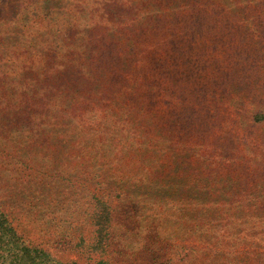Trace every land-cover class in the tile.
I'll return each mask as SVG.
<instances>
[{
	"label": "rangeland",
	"instance_id": "rangeland-1",
	"mask_svg": "<svg viewBox=\"0 0 264 264\" xmlns=\"http://www.w3.org/2000/svg\"><path fill=\"white\" fill-rule=\"evenodd\" d=\"M23 1L25 6L21 5ZM28 1L0 0V38L5 39H0V51L15 50L12 41H16L17 47L39 49L42 42L34 37L40 41L44 36L36 25L37 16H44L40 17V23L62 19L66 12L68 15L72 12L70 5L66 8L70 0H46V4ZM254 1L220 0V4H224L221 9L234 4L233 10L241 13V6ZM247 23L251 27L229 26V37L205 40L200 56L208 57L211 66L198 67L197 75L186 79L187 87L211 96L217 102L218 113L231 118L229 135L238 161L233 179L238 190L233 203L235 210L223 225L225 235L192 233L190 226L201 228L200 214L191 218L192 224L188 220L183 222L187 217L180 211L183 196L186 207L195 204L198 210L205 202L202 188L188 187V182L184 185L187 178L184 173L173 177L174 184L163 183L167 192L159 188L149 193L140 185L139 168L135 175L138 185L129 189L127 181H132L131 177L126 179L120 174L130 157L121 149L151 146L150 139L154 136L139 128L120 125L118 116L110 111L98 110V117L94 118H88L90 113L73 114V109H68V103L61 98L67 89L44 85L34 74L17 70L16 60L11 57L12 61L4 63L10 69L2 68L12 83L8 82L7 94L4 92L0 103V211L8 214L19 234L61 260L94 264L101 249L96 248L93 240L96 233L92 221L97 217L94 219L91 214L98 206L95 198L102 197L113 211L103 248L114 257L115 264H224L229 263L237 250L242 253L239 261L245 256L238 264H264V120L254 123L242 119L244 112L264 110V99L254 97L259 91L264 95V25ZM15 28H23L26 34L16 32L15 40L10 34H1ZM214 78L221 79L215 90L211 89ZM57 97L60 108L51 104L42 109L45 106L42 102L48 104L46 100ZM173 97L170 89L161 88L152 103L144 102L141 111L157 115L156 123L161 125L176 110ZM134 121L142 122L137 118ZM102 157L109 158L101 162ZM162 157L157 155L156 159ZM128 194L132 200L127 198ZM168 208L171 213L168 216L162 213L163 222L158 221V213ZM206 214L219 227L218 223H223L221 215L217 219L212 212ZM161 229L165 232H159ZM230 233L240 237L236 241L228 237ZM190 246L197 251H190ZM185 249L190 255H184Z\"/></svg>",
	"mask_w": 264,
	"mask_h": 264
},
{
	"label": "trees",
	"instance_id": "trees-1",
	"mask_svg": "<svg viewBox=\"0 0 264 264\" xmlns=\"http://www.w3.org/2000/svg\"><path fill=\"white\" fill-rule=\"evenodd\" d=\"M28 2L47 3L46 0ZM25 3L23 1L21 5L25 6ZM68 5L72 7V12L69 15L66 12L62 19H48V22L42 21L40 24V17L44 16H37L36 25L43 32L44 39L39 41L34 37V40L45 44L42 49V44L39 49L34 46L24 49L25 45L17 47L16 41H12L15 50L6 48L0 51V103L4 92L7 94L8 82L12 83L2 68L10 69L4 63L13 58L17 70L34 74L44 85L67 89L61 98L68 103V109H73V114L90 113L88 118H94L98 117V110L110 111L118 116L120 125L128 129L139 128L148 136H154L150 139L151 146L146 144L141 149H121L130 157L120 174L126 179L131 177L132 181H127L129 189H135L138 185L135 175H138L136 170L139 168L140 185L149 193L159 188L167 192L168 187L163 183L174 184L173 177L184 173L187 177L184 185L188 182V187L202 188L205 202L197 210L198 205L185 206L183 198L186 197H182V203L178 200L181 203L180 211H184L182 216H187L183 222L192 224L191 218L200 214L201 228L190 226L192 233L225 235L223 225L235 210L233 203L238 190L233 179L238 161L229 135L232 133L228 127L231 118L218 113L217 102H213L211 96L196 91L190 85L187 87L186 79L192 74L197 75L196 70L200 66H211L208 57L202 59L200 56L205 40L224 35L229 37L231 25L251 27L247 22L255 26L264 25V0L241 6V13L233 10L234 4L221 9L224 4H220V0H70L66 8ZM16 32L26 34L23 28L1 34H10L15 40ZM228 72L231 73L230 70ZM220 81L217 78L211 80V89L215 90ZM207 82L204 81L208 85ZM25 88V92H28L29 89ZM161 88L174 93L176 110L166 117L165 123L159 125L156 123L159 117L153 113L144 114L141 107L147 101L152 103ZM254 97L264 99L260 91ZM58 99L60 97L49 98L46 100L48 104L42 102L41 105H45L42 109L51 104L55 105L54 108H60ZM248 112L243 114L250 116L242 114V119L254 123L264 120L263 109ZM135 118L142 121L141 124L135 123ZM233 121L237 122V118H233ZM157 155L164 157L156 159ZM108 158L102 157L100 161ZM158 197L161 201L162 197ZM127 198L132 200L131 194ZM95 199L98 206L91 214L92 218L97 217L92 221L96 233L93 240L96 248L101 250L94 264H115L114 257L103 248V244H107L105 237L112 225L113 211L102 197ZM230 199L232 203L228 201ZM206 212H212L217 219L221 215L223 223H218L220 227L215 220H210ZM162 213L168 216L171 209L158 213V221L163 222ZM153 221L156 226L155 219ZM141 222L144 223V220ZM159 232L165 231L161 229ZM228 237H234L237 241L240 236L230 233ZM157 242L156 239L154 243ZM189 250L197 251V248L192 246ZM189 250L185 249V256L190 255ZM233 253L228 260L230 264L245 260V256H242L243 259L239 261V254H242L239 250ZM0 264L78 262L61 260L47 248L26 240L11 223L8 214L0 211Z\"/></svg>",
	"mask_w": 264,
	"mask_h": 264
}]
</instances>
